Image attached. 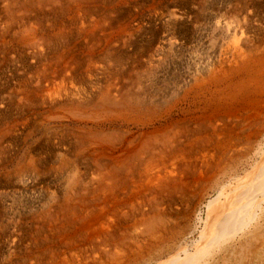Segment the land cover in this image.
Listing matches in <instances>:
<instances>
[{"label":"bare ground","instance_id":"obj_1","mask_svg":"<svg viewBox=\"0 0 264 264\" xmlns=\"http://www.w3.org/2000/svg\"><path fill=\"white\" fill-rule=\"evenodd\" d=\"M164 3L0 0L3 264H264V0Z\"/></svg>","mask_w":264,"mask_h":264},{"label":"rangeland","instance_id":"obj_2","mask_svg":"<svg viewBox=\"0 0 264 264\" xmlns=\"http://www.w3.org/2000/svg\"><path fill=\"white\" fill-rule=\"evenodd\" d=\"M206 1V2H205ZM219 1V2H218ZM226 3H225V2ZM229 1H230V3H229ZM236 0H165V5H163L162 7H159V11L160 10H167V11H170V10H172V9H174V10H180V8L182 9L180 12H185L186 14H188V15H192L193 14V12H194V10H196V8L197 7H199L198 6V4L197 3H199L200 4V6H201V8H200V14H201V16L203 17V18H210L211 17V15H210V13L212 12V11H215L216 9H218L219 8V6H220V8L221 7H227L228 6V8H229V6L230 5H232L234 2H235ZM179 2V3H178ZM184 2V3H183ZM172 5V7H171V5ZM184 4V5H183ZM179 5V6H178ZM181 5V6H180ZM209 5V6H208ZM168 6V7H167ZM170 6V7H169ZM187 6V7H186ZM215 7V9L214 8H212V7ZM175 7H176V9H175ZM186 7V8H185ZM192 7H194V8H192ZM187 9V10H186ZM189 11V12H188ZM190 13V14H189ZM216 12H214V14H215ZM213 18V17H212ZM188 52V53H187ZM192 51L191 50H186V51H184L183 52V54H182V56H180L179 57V59L178 60H181V63L183 64V65H185V63H186V60L187 61H189V55H190V53H191ZM181 57H183V58H181ZM186 59V60H185ZM13 167V165H10V166H8L7 167V169L9 168V169H11ZM6 209V210H5ZM2 208L1 210V219H2V225H6L5 227H9V218H11L10 217V213H9V211L7 210V209H9L8 207H6V208ZM8 214V215H7ZM6 216V217H5ZM8 220V221H7ZM8 225V226H7ZM126 228H128V227H126ZM192 228V227H191ZM191 228H190V231H191ZM182 230L183 231V233L184 234H186V233H188L189 232V230L185 233V229H184V227H179V230ZM4 254V253H3ZM2 256L0 257V264H3L4 263V261H5V259H7V258H2ZM138 264H140V263H138ZM225 264H234V259H230L228 262H226ZM244 264H250V262L248 263L247 261H245L244 262Z\"/></svg>","mask_w":264,"mask_h":264}]
</instances>
